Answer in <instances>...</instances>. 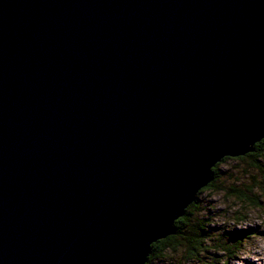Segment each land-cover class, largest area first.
Segmentation results:
<instances>
[{
  "label": "water",
  "instance_id": "obj_1",
  "mask_svg": "<svg viewBox=\"0 0 264 264\" xmlns=\"http://www.w3.org/2000/svg\"><path fill=\"white\" fill-rule=\"evenodd\" d=\"M264 138V0H0V264H144Z\"/></svg>",
  "mask_w": 264,
  "mask_h": 264
},
{
  "label": "rangeland",
  "instance_id": "obj_2",
  "mask_svg": "<svg viewBox=\"0 0 264 264\" xmlns=\"http://www.w3.org/2000/svg\"><path fill=\"white\" fill-rule=\"evenodd\" d=\"M224 158L218 162V178L214 181V189L202 187L197 194V201L201 206L197 216L206 219L204 224L210 222L206 229H213L210 237L212 241L206 242L208 251L190 259L185 253L186 245L183 241L178 242L177 238L173 247H168L159 256H153L151 264H223V260L227 264H264V174L261 172H264V168L254 167L253 157ZM257 162L263 166L264 157L257 159ZM232 186L242 192L247 187L251 188V191L243 193L259 200L261 205L238 201L234 194L223 189ZM232 229L253 232V235L234 248V251H238L234 253L235 257L229 258L230 254L220 251V245L229 242L227 234ZM221 236L226 237L225 241L220 239Z\"/></svg>",
  "mask_w": 264,
  "mask_h": 264
},
{
  "label": "trees",
  "instance_id": "obj_3",
  "mask_svg": "<svg viewBox=\"0 0 264 264\" xmlns=\"http://www.w3.org/2000/svg\"><path fill=\"white\" fill-rule=\"evenodd\" d=\"M244 156L253 157L252 161H253L254 167L258 166V167L264 168V164H262L263 166H260L257 162V159H259L260 157H264V138L253 145L252 151H249L246 154L242 156H238V157H244ZM224 159L225 158H223L222 161ZM218 165L219 163H216L212 167L211 173H212L213 179L203 188L214 189L215 187L214 181L218 178V176H216L218 173V170H217ZM261 172L262 174H264L263 171ZM223 189H227V192H229V194L230 193L234 194L235 197L238 199V201H241V202L247 201L249 202L248 204H251V205L256 204V203L258 205H261L259 203V200H256L254 197L247 196L245 193H243L245 191H251V188L247 187L243 189V192L240 191L238 188H235L234 186L229 187V188H223ZM200 191H198V193ZM197 194H196V197L193 203L188 205V207L185 209L184 215L175 220L174 222L175 233L165 238L159 239L150 245L149 254L147 255V259L144 264H151L153 256H156L157 254L159 256L162 253V251H164L168 247H173V245L177 243V241H175L177 238H178V242L183 241L184 245H186L185 253L190 259L197 257L201 253L205 254L208 251V248L206 247V242L212 241L210 237L212 235L213 229L212 230L206 229V227L210 224V222L209 223L205 222L204 224V221H206V219L204 217L197 216L200 210V207H201L197 201L198 199ZM193 215H195L196 217L195 216L193 217ZM252 235H253V232H248V231L241 232V231H236L232 229L227 234L228 236L227 238H229V242L221 243L220 251L224 252L225 254H230L231 256L229 258H231L234 256V253L238 251V249H235V251L233 249L239 247L243 243L242 241L247 240ZM225 236H221L220 239L225 241L224 240L226 238ZM222 262L223 264H227L226 260L225 261L223 260ZM216 264H219V263L216 262Z\"/></svg>",
  "mask_w": 264,
  "mask_h": 264
}]
</instances>
